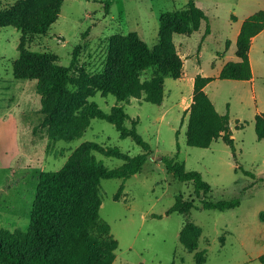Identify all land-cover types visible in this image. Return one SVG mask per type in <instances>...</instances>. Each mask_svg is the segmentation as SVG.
<instances>
[{"label": "rangeland", "instance_id": "374dc122", "mask_svg": "<svg viewBox=\"0 0 264 264\" xmlns=\"http://www.w3.org/2000/svg\"><path fill=\"white\" fill-rule=\"evenodd\" d=\"M19 1L2 0V7ZM188 1L64 0L49 32L24 34V44L32 50L57 54V62L71 66L75 76L82 69L96 74L106 65L113 35L137 32L154 47L160 43L161 14L183 9ZM195 1L209 15L210 32L207 21H203L191 36L174 34L177 47L183 43L182 51L191 56L186 60L184 79L165 76L162 103L136 97L119 101L114 94L104 95L100 90L89 98L106 112L117 104L124 106L131 116L127 126L138 120V132L151 146L139 173L126 180L101 181L100 216L110 224L119 242L113 264H200L196 250H206L203 264H264L260 259L264 255V139L258 138L256 130V116L264 112V42H257L252 51L254 79H216L207 89L217 109L230 116L236 152L222 137L208 147L188 144L190 112L184 110L183 98L193 93L191 75L217 74V50L227 52L224 39L234 41L239 27L231 14L242 15L247 7V1L240 0ZM22 35L14 26L0 27V227L11 230L29 228L41 172L63 167L82 143L117 146L132 155L144 151L131 136L121 137L114 123L99 117L92 118L81 137L52 139L44 125L38 80L19 79L13 72ZM77 46L80 51L72 65ZM234 48L236 45L228 52ZM153 70H144L142 79L151 77ZM95 154L108 167L124 162L101 152ZM172 156L203 174L212 188L208 198H239L240 205L226 210L204 208L194 182L181 181L168 170L164 158ZM180 195L195 202L188 216L169 212ZM187 218L202 230L195 251L188 250L180 239Z\"/></svg>", "mask_w": 264, "mask_h": 264}, {"label": "trees", "instance_id": "16d2710c", "mask_svg": "<svg viewBox=\"0 0 264 264\" xmlns=\"http://www.w3.org/2000/svg\"><path fill=\"white\" fill-rule=\"evenodd\" d=\"M63 1L20 0L4 8L0 0V27L14 26L23 33L18 46L19 57L14 61L15 77L38 80L44 125L52 139L70 141L81 137L92 118L99 117L114 123L121 137L131 136L144 151L132 155L117 146L86 141L72 152L63 167L42 171L29 228L11 230L0 227V264L114 263L119 242L110 224L100 216L103 202L101 181L109 178L126 180L139 173L151 154V146L138 132V120L133 121L131 127L127 126L126 121L131 116L124 106L117 104L111 112H106L89 98L100 90L104 95L114 94L119 101L129 102L136 97L162 103L165 76L179 78L184 74V59L178 52L174 34L190 36L203 21H207V31L210 32L209 15L195 0H189L185 8L161 14L158 45L150 46L137 32L113 35L104 69L96 74L82 69L75 76L71 66L57 62V54L32 50L24 44V34L46 35L49 32L59 17ZM106 4L109 5L108 2ZM263 29L264 9H260L243 21L236 50L240 60L227 62L217 78L249 80L253 77L249 52L253 37ZM79 49L77 46L74 50L72 65L77 60ZM149 68L154 69L152 76L142 79V72ZM215 79L200 73L195 77L193 102L186 111L190 112L187 142L197 147H208L222 137L235 153L230 116L217 110L204 89ZM256 130L258 138L264 139V112L256 116ZM95 152L121 158L124 162L118 167H108L97 159ZM164 161L176 178L194 182L204 208L226 210L240 205L239 198H208L212 188L203 174L188 169L177 156L166 157ZM194 206V200L180 195L169 212L179 211L188 216ZM261 218L264 220V211ZM201 232V228L187 218L181 230V242L188 250L195 251ZM195 255L198 263L206 262V250H196ZM260 259L264 261V255Z\"/></svg>", "mask_w": 264, "mask_h": 264}, {"label": "crops", "instance_id": "0c3cea01", "mask_svg": "<svg viewBox=\"0 0 264 264\" xmlns=\"http://www.w3.org/2000/svg\"><path fill=\"white\" fill-rule=\"evenodd\" d=\"M241 2H243L244 3V1H247L246 3H247V7L245 8V10H244V13L242 14V15H239V14H237V13H232L231 14V17H232V19H234V20H236L238 23H239V27H238V30H237V33H236V37L234 38V41L232 40V39H229V38H225L224 39V43L226 44V48H225V50L226 49H228L227 50V52L230 50L231 51V46H233V45H236V48H234V50H233V52L232 53H227V52H223V51H221V50H217V57H218V59H219V62L218 63H215V66L217 65L218 67H217V74L216 75H204V76H214V77H216V79H219V78H217L218 76H219V74H220V72H221V70L223 69V66L227 63V62H229V61H232V60H234V61H238V60H240V58L237 56V54H236V50H237V39H238V35H239V33H240V31H241V27H242V24H243V21L248 17V16H250L251 14H253L254 12H256V11H258V10H260V9H264V0H240ZM189 2V1H188ZM178 34V33H177ZM177 34H175V35H177ZM212 34V32L211 33H209V35H211ZM188 36V35H187ZM191 36V35H190ZM204 36H205V34H204ZM208 36V35H207ZM206 36V37H207ZM175 37V36H174ZM206 37H203V42L205 41V38ZM229 41V44L227 45V42ZM257 42H259V43H263L264 42V29L260 32V33H258L257 35H255L254 37H253V39H252V44H251V48H250V52H249V54H250V60H251V64H252V70H253V77L251 78V79H249V80H252V79H254V77H255V67H254V60H253V58H252V51H253V48L255 47V44L257 43ZM183 43H180V45L178 46L179 47V51H180V53H181V55L183 56V58H184V64H186V60L188 59V57L189 56H191V55H189L188 53H186V51H182V48H181V45H182ZM230 45V48L228 47ZM200 52H202V48H200ZM194 72H198L197 70L196 71H194ZM184 74H185V66H184ZM184 74H183V76H181V77H179V79L180 78H182V79H184ZM197 74H199V73H194L193 75H191V81H192V84L194 83V89H195V77H196V75ZM201 74V73H200ZM203 75V74H202ZM215 79V80H216ZM215 80H213V81H211V82H209L205 87H204V89H205V91L208 93V87L215 81ZM194 89H193V93H192V95L190 96V98H188V97H184L183 98V102H184V110H188L189 109V107H190V105H191V103H192V101H193V96H194ZM208 95L210 96V94L208 93ZM210 98L212 99V101L214 102V104H215V106H216V103H215V101H214V99L212 98V96H210ZM217 108V107H216ZM218 110V109H217ZM219 111V110H218ZM220 112V111H219ZM221 113V112H220ZM260 113H262V112H260ZM223 114V113H222ZM225 114V113H224Z\"/></svg>", "mask_w": 264, "mask_h": 264}]
</instances>
